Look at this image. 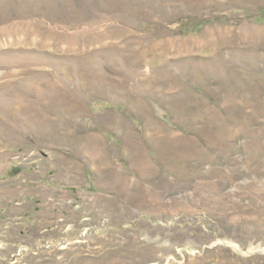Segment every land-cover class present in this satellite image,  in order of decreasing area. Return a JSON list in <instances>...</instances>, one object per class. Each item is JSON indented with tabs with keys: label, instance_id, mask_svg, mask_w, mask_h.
I'll list each match as a JSON object with an SVG mask.
<instances>
[{
	"label": "rangeland",
	"instance_id": "374dc122",
	"mask_svg": "<svg viewBox=\"0 0 264 264\" xmlns=\"http://www.w3.org/2000/svg\"><path fill=\"white\" fill-rule=\"evenodd\" d=\"M0 264H264V0H0Z\"/></svg>",
	"mask_w": 264,
	"mask_h": 264
}]
</instances>
